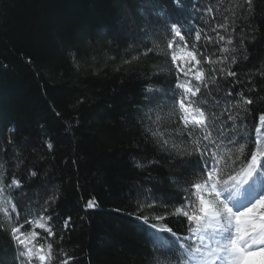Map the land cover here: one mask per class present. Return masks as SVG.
Returning <instances> with one entry per match:
<instances>
[{
  "label": "trees",
  "instance_id": "obj_1",
  "mask_svg": "<svg viewBox=\"0 0 264 264\" xmlns=\"http://www.w3.org/2000/svg\"><path fill=\"white\" fill-rule=\"evenodd\" d=\"M236 3L243 0H183L182 8L173 0H0V176L23 181V191L13 190L20 209L35 212L48 196H59L48 208L57 235L64 237L54 247L75 253L78 264H156L159 252L151 241L130 233L123 223L128 217L113 209L132 212L138 199L181 195L165 154L146 138L138 120L147 103L145 86L168 89L175 80L166 55L173 21L215 36L212 28L229 17L237 44L244 30L249 59L233 69H239L240 83L222 82L233 90V97L224 99L241 90L251 95L246 120L249 127L258 122L264 77L253 75L250 85L248 74L264 66V0H253L248 14L235 9L239 18L232 24L225 9ZM161 11L168 15H158ZM154 157L160 163L143 170L134 166V158ZM31 170L38 175L29 176ZM92 196L98 207L85 211ZM67 216L72 223L65 230ZM180 219L164 223L184 234L187 225ZM0 260L14 264L5 232H0Z\"/></svg>",
  "mask_w": 264,
  "mask_h": 264
},
{
  "label": "snow or ice",
  "instance_id": "obj_2",
  "mask_svg": "<svg viewBox=\"0 0 264 264\" xmlns=\"http://www.w3.org/2000/svg\"><path fill=\"white\" fill-rule=\"evenodd\" d=\"M173 3L183 7V0ZM252 5L253 0H243V4L236 3L225 11H231L234 24L239 18L235 9L248 14ZM157 14L168 15L166 11ZM229 19L225 17L224 24L212 28L215 36L173 21L166 55L175 70V80L168 89L155 84L144 89L147 103L141 107L142 114L138 113L140 127L165 154L173 169L172 183L181 195L176 200L164 192L162 197L138 199L132 212L119 207L113 211L128 217L123 223L130 233L139 232L151 241L159 252L156 264H264V112L249 127L246 117L252 112L248 106L254 104V98L241 90L233 99H224L233 97V90L222 82L240 83L239 69H233L249 59L245 47L248 37L242 29L238 44L234 43L236 29ZM207 45L218 47L209 51ZM157 47H148L142 54L148 55ZM248 75L251 85L253 75L264 77V66ZM230 77L234 79L228 80ZM250 90L256 91L255 86ZM46 146L49 151L53 148L50 141ZM134 161L141 170L160 163L155 157ZM28 175L36 177L38 170ZM14 189L23 191L20 178L12 175L5 181L0 176V232L7 234L14 264H78L75 253L54 247L64 237L57 235L48 208L59 196H48L33 212L30 207L18 208ZM97 207L95 196L85 203V211ZM157 207L164 211L155 212ZM169 217L181 218L179 223L187 225L184 234L164 223ZM71 223L72 217H65L64 229L68 230Z\"/></svg>",
  "mask_w": 264,
  "mask_h": 264
}]
</instances>
